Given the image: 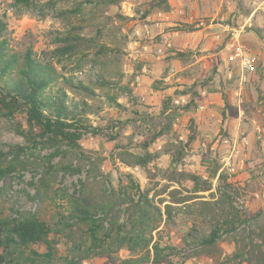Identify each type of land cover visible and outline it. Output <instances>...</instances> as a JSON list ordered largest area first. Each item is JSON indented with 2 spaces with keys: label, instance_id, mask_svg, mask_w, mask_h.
Returning <instances> with one entry per match:
<instances>
[{
  "label": "rangeland",
  "instance_id": "rangeland-1",
  "mask_svg": "<svg viewBox=\"0 0 264 264\" xmlns=\"http://www.w3.org/2000/svg\"><path fill=\"white\" fill-rule=\"evenodd\" d=\"M81 1L84 0H0V17L7 23L6 35L16 51L31 47L39 55L50 53L57 38L73 28L90 39L89 44L96 43L82 47L73 56L58 57L57 68L66 75L85 79L104 71L108 73L110 66L114 67V72L111 70L105 75L115 84L103 91L116 96L117 104L101 96L102 90H96L95 102L100 112L91 116V123L102 134L88 135L81 142L84 148L102 157L101 170L111 183L117 185L118 171H128L141 187L159 192L158 198L168 199L167 193L162 192L165 186L167 191L177 188L182 195L196 197L186 202L190 205L199 200L217 199L219 183L213 171L218 163L234 184L250 187L248 192L240 191L233 204L249 213L264 209V77H260L264 74V0H229L231 3H225L223 19L218 14L221 8L206 0V7L212 13L209 23L219 27L218 23L224 20L231 27L225 32L226 41L234 32L232 25H237L240 40L254 59L252 71L243 69L239 58H226L222 46L223 54L218 52V44L208 39L201 38L196 47L183 49V42L172 32L190 31L187 30L190 25L165 28L163 33H171L166 37L156 30L151 34L142 33L143 25L148 22L146 16L141 15L151 0L79 5ZM78 7L80 10L74 13V8ZM245 10L250 11L248 16ZM255 29L260 34L257 35ZM99 45L110 49L107 60H103L109 62L107 64L95 61ZM178 50L188 52L186 63L171 58ZM183 91H187L185 95L181 94ZM169 96L179 108L173 115L171 132L150 144L149 152L153 154L148 164L150 178L139 167H124L114 162L111 157L114 142L105 135L130 137L129 149L141 152V143L151 135L153 121L149 117L158 114L163 98ZM246 103L250 105L249 111L244 110ZM191 119L196 127L195 140L188 142L179 162L171 163L164 147L167 143L188 141ZM18 123L26 130L22 115L13 119L0 117V168L14 166L13 171L0 178V219L16 210H26L55 224L58 214L66 213L67 197L75 191L80 175L63 174L60 165L65 159L61 155L54 156V148L35 144L33 136L17 134ZM15 145L22 148L14 150ZM182 171L199 175L211 183L212 189L195 194L192 184L177 174L178 180L170 181L173 172ZM40 178L46 179L47 187L41 186ZM96 186L100 190L108 189L107 182ZM170 204L174 208L173 216L170 221L164 217L154 236L163 244L178 246L194 218L185 212L183 203ZM219 247L222 255L233 250L226 242L219 243ZM58 249V255L62 256V244ZM185 254L182 261L175 258V264L223 263L222 258L209 257L196 249ZM131 256L123 249L118 252L115 263L107 257H95L82 264H117Z\"/></svg>",
  "mask_w": 264,
  "mask_h": 264
},
{
  "label": "trees",
  "instance_id": "trees-1",
  "mask_svg": "<svg viewBox=\"0 0 264 264\" xmlns=\"http://www.w3.org/2000/svg\"><path fill=\"white\" fill-rule=\"evenodd\" d=\"M117 1L84 0L79 5H110ZM237 4L242 7L240 2ZM169 7L168 0H151L141 17L156 10L167 11ZM78 10L79 7L74 8V13ZM249 13L245 10L246 16ZM255 30L257 35L260 34L258 29ZM6 31L7 23L0 17V117L13 119L22 115L26 130L18 123L17 134L33 136L35 144L54 148L53 155L65 159L60 165L63 174H78L80 178L75 191L67 197L66 213H59L55 224L26 210H16L0 219V264H82L95 257H107L115 263L118 252L123 249L132 256L117 264H175V258L184 260L185 253L191 249L209 257L222 258V264H264V209L252 213L238 209L233 204L235 196L240 191L248 192L250 187L234 184L220 170L218 163L213 171L219 183L217 199L213 197L189 205L186 202L196 197L182 195L177 188L167 191L165 186L162 192L167 193L168 199L158 198L159 192L151 187H141L128 171H118L117 185H113L101 170L102 157L83 147L81 142L86 136L102 134L91 123V116L100 112L95 102L96 90H102L101 96L116 103V96L103 91L115 84L106 76L111 70L114 72V67L110 66L108 73L104 71L93 75L95 77L89 75L81 79L59 71L57 60L60 56H73L82 47L96 43L89 44L90 39L73 28L57 38L50 53L39 55L31 47L24 51L14 50ZM109 51L107 46L99 45L95 61L109 63L103 61L107 60ZM187 53L177 51L171 58L186 63ZM224 102L227 103L225 98ZM249 107L244 104V110L249 111ZM177 108L171 96L163 98L158 114L149 117L153 121L151 135L141 143V152L134 153L129 149L130 137L105 135L114 142L113 161L124 167H139L150 178L148 164L153 160L150 144L171 132V121ZM191 125L186 143L179 141L165 145L164 153L171 163L179 162L188 142L195 140L196 127L192 119ZM21 148L13 146L14 150ZM13 170L14 166L0 168V178ZM176 174L192 184L195 194L212 189L211 183L191 172H173L170 181L178 180ZM39 181L41 186H48L45 178ZM106 182L108 189L100 190L96 186L98 183L104 186ZM167 200L183 203L185 212L194 218L192 227L178 246L163 244L154 236L164 217L170 221L173 216L174 208L166 203ZM221 242L232 245V252L222 255ZM60 244L64 251L62 256L58 255Z\"/></svg>",
  "mask_w": 264,
  "mask_h": 264
},
{
  "label": "crops",
  "instance_id": "crops-1",
  "mask_svg": "<svg viewBox=\"0 0 264 264\" xmlns=\"http://www.w3.org/2000/svg\"><path fill=\"white\" fill-rule=\"evenodd\" d=\"M211 1H213L216 5H218L219 8H221L218 14L220 15L221 19H223L226 16L225 3H231V1ZM168 2L170 7L167 11L156 10L146 15L145 20H149L150 22L146 24L145 28L144 26L142 27V33L151 34L153 30H156L162 35V37H166L167 35H171V33H163L165 28H168L170 26H179L180 28H182L184 27V25H190V27H193L190 31L182 32L181 30H175L172 32L173 36H177L178 40H181V42H183V49H187L193 46L196 47L198 43L197 40L204 38L211 41L212 44L217 43V47H219L218 52L223 54V51H225V54L223 55H227L226 58H229L230 51L225 46L227 42L225 32L228 30V28L231 29V27L224 20H222L221 23H218V26L222 28L216 27V25L211 24V22L209 23V18L211 17L212 13H209V8L206 7V4L208 3L206 0H168ZM158 13H161L162 16H158ZM203 17L206 20L198 21L199 18ZM233 30L237 31L236 27H234ZM224 33L225 35H223ZM221 46L223 49V53L220 51Z\"/></svg>",
  "mask_w": 264,
  "mask_h": 264
},
{
  "label": "built area",
  "instance_id": "built-area-1",
  "mask_svg": "<svg viewBox=\"0 0 264 264\" xmlns=\"http://www.w3.org/2000/svg\"><path fill=\"white\" fill-rule=\"evenodd\" d=\"M158 16H162L161 13H158ZM147 22L150 21L147 20ZM146 24L143 25L144 28L146 27ZM225 46L230 51L229 60L239 58L240 65L243 69L246 71H252L254 69V59L249 54L248 47L240 40L238 31L233 32Z\"/></svg>",
  "mask_w": 264,
  "mask_h": 264
}]
</instances>
